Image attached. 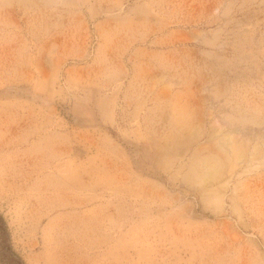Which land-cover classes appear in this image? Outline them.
<instances>
[{"label":"rangeland","instance_id":"rangeland-1","mask_svg":"<svg viewBox=\"0 0 264 264\" xmlns=\"http://www.w3.org/2000/svg\"><path fill=\"white\" fill-rule=\"evenodd\" d=\"M0 215L22 264H264V0H0Z\"/></svg>","mask_w":264,"mask_h":264},{"label":"trees","instance_id":"trees-1","mask_svg":"<svg viewBox=\"0 0 264 264\" xmlns=\"http://www.w3.org/2000/svg\"><path fill=\"white\" fill-rule=\"evenodd\" d=\"M6 226L3 220V217L0 215V235L1 240L0 242V256L2 264H22V260L13 252H11V246L8 243V238L6 235Z\"/></svg>","mask_w":264,"mask_h":264}]
</instances>
